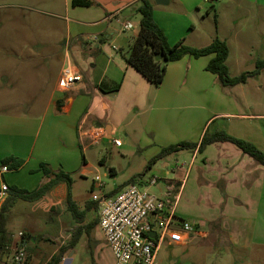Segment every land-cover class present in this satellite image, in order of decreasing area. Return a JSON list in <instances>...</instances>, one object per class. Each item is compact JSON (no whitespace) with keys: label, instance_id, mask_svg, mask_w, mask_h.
<instances>
[{"label":"crops","instance_id":"1","mask_svg":"<svg viewBox=\"0 0 264 264\" xmlns=\"http://www.w3.org/2000/svg\"><path fill=\"white\" fill-rule=\"evenodd\" d=\"M91 1L93 5L90 7L72 5L76 8L74 12L81 28L76 37L72 34L68 36L64 43L65 56H62L61 73L65 66L73 65L81 71L83 81L64 91L58 85L61 74L55 78L45 69L39 74L41 76L31 78V83L25 86L35 87L32 94L10 105L29 108L28 114L0 112V162L11 155L25 160L24 166L15 170L19 175L17 180L9 177L13 172L9 170L0 182L20 189L34 190L48 180L44 172L40 171L42 163L48 164L54 171L80 173L84 180H88L93 173V170L88 169L86 154L93 146L88 136L91 128H104L108 136L118 140H121L119 132L127 130L128 140L133 141V144L122 142V146L116 148L123 149L122 155L131 158L130 167L137 163H149L164 147L184 141L200 142L208 128L211 131L223 130L250 141L264 151V104L261 103V109H258L259 106H252L245 96L247 87H257L258 90L264 88V69L244 84L226 87L217 75L206 69L214 55L201 58L187 56L170 63L163 83L158 87L154 86L127 63L125 56L139 34L141 16L137 13V8L142 0ZM151 1L154 3V18L164 29L172 45L185 39L187 45L200 48L208 45L217 35L229 46L227 65L232 75H236L232 72L234 64L238 67L251 60L256 66L259 60H264V0H216L217 5L213 9L218 23L209 42H202L201 35L193 37L196 25L187 15L194 13L199 19L209 18L210 13L205 17L200 12L211 0H164L168 1L164 5H158L156 0ZM184 12V16L179 14ZM114 15L117 19L113 18ZM119 21H129L135 28L125 31L113 28V24ZM188 25L191 27L189 30ZM84 29L97 31L93 33L83 31ZM90 34L98 35V41L89 40ZM110 37H115L117 41L111 47L112 52L104 49ZM114 46L119 50L114 49ZM254 50L259 51L254 54ZM102 54L106 55V59L101 57ZM73 55L82 59L90 66L89 69H82L74 61ZM99 64L103 68L98 76L94 70ZM119 83V90L114 92H103L99 88L100 85H105L110 91ZM35 109H42L38 116ZM32 110L33 114H29ZM136 121H140L141 127L134 140L132 133L135 131L130 128ZM102 142L110 150L115 147L110 137L103 138L100 143ZM229 144L232 143H215L202 153L194 150L191 163L194 164L195 156L199 155L203 161L202 166L214 171L203 176L204 183L210 187L217 185L218 188L211 189L214 190L211 193L214 197L225 199L224 203L227 205L210 219L213 225L210 231L199 229L195 233L205 239L216 234L217 242L222 241V237L229 246L226 254L229 263L239 264L240 257L236 255L239 248L244 245L249 248H264V214L259 217V209H264V167L239 147ZM81 156L86 166L78 168ZM101 163H105V159ZM164 166L167 167L168 164ZM150 170L156 172V164ZM106 173L113 181V188H104L108 196L115 195L113 191L127 185L134 176L140 175L122 173L112 165ZM74 177L72 175L73 199L80 211H86L84 224H87L92 221L88 222V219L95 211L88 207L93 201L94 193L85 196L79 191L80 188L75 187ZM94 178L90 183L91 192L94 191ZM182 181L185 182V177ZM146 182L148 180L144 177L137 184L143 186ZM165 182V185L176 186L173 179H165ZM67 198L68 186L61 183L45 198L32 203V211L35 214L41 213L40 217L34 219L36 223L40 220V223L49 227L61 221L62 213L68 210ZM68 213L71 215L69 210ZM245 222L250 226L246 239L241 231ZM197 223L205 225L203 221ZM43 236L46 239L55 235L49 228L48 234ZM91 237L92 242L97 245L96 254L93 250L94 264H115L112 251L98 225ZM75 248L65 255L61 264H66L76 254Z\"/></svg>","mask_w":264,"mask_h":264},{"label":"rangeland","instance_id":"2","mask_svg":"<svg viewBox=\"0 0 264 264\" xmlns=\"http://www.w3.org/2000/svg\"><path fill=\"white\" fill-rule=\"evenodd\" d=\"M71 1L0 0L1 113L28 114L29 108L10 106L12 103L31 95L35 89V87L25 86L30 84V81L35 79V77L41 76L39 74L45 69L55 78L61 74L62 56H65L66 52L64 43L70 34L76 37L81 28L74 12L76 8L72 7ZM217 1H208L205 9L200 12V15L205 17L206 14L210 13V17H206L205 20L199 19L198 15L194 13L187 15V18L196 25V32L193 37L201 35L203 38L202 42H209L211 36L216 32L218 21L215 20L216 13L213 6L216 7ZM179 14L184 16L185 12ZM113 26L115 29L122 30L120 23L115 22ZM190 28L188 25L187 30ZM85 30L93 33L97 31L96 29H84L83 31ZM93 36L98 37L95 34L89 35V37ZM215 38H218L217 35L213 37V39ZM113 44H117V41L115 37H110L106 41L104 49L112 52L111 47ZM258 51L254 50L253 52L257 54ZM125 56H127V53ZM101 57L106 59L105 54H102ZM252 57L255 56L252 55ZM73 58L82 69H89L90 66L88 67L82 59L75 55H73ZM102 68V65L99 64L94 72L99 76L102 73ZM255 68V63L247 60L242 66L236 67L234 64L232 72L236 75H232V73L230 75L238 76L244 72L253 71ZM100 71L101 73H99ZM245 91L247 92L245 96L252 103V106H259L258 109H261V103L264 104V88L258 90L257 87H247ZM241 98L243 99V97ZM37 100H40V98ZM41 111L42 109H35L36 116ZM29 114H33V110ZM140 127V121H136L130 128L131 131H135L132 133L134 140L139 134L138 129ZM127 134V130H123L119 132L118 136L122 142L131 145L133 141L128 140L129 136ZM229 145L237 147L234 144ZM123 153L121 148L113 147L111 150L108 149L103 142L90 147L86 154L89 160L88 169L93 170V173L89 175L88 180H84L80 173H72L71 175L75 176V187L80 188L79 191L85 196L87 194L91 195V193L100 195V190L97 187H94V191L91 192V179L100 176L105 183L106 189L113 188L112 177L106 173L111 165L122 171V173L125 172V174H143L147 170V162L137 163L135 166L130 167L131 158L124 157ZM193 153L194 150H182L168 158L159 160L156 163L157 171L149 170L144 176L148 181L153 177L158 178L159 184L155 187H148L146 182L142 187L149 188L150 192L159 195L160 190L166 187L165 179H173L176 185L175 193L180 191L178 217L192 224L203 221L205 225H199L197 230L210 231L211 226H213L210 219L219 214L227 205L224 203L225 199L221 200V198L214 197V194H212L214 190L211 189H217V185L210 187L207 183H204L203 176L205 177L209 173L212 174L214 171L211 168L202 166L203 161L199 155L198 157L195 156L196 162L192 164ZM102 159H105V163H101ZM166 163L168 164L167 167L164 166ZM85 166L81 156V163L78 168ZM9 177H14L17 180L19 175H17L16 171H13L9 174ZM184 177L185 182L182 181ZM182 184L183 187L180 189ZM33 205L30 202L18 201L13 211L11 210L8 222L9 246L6 252L0 256V262L12 263L15 253L20 247L19 243L25 241L24 247L28 253L26 264H30L31 261L32 264H47L58 247L67 246L71 241L78 224L68 213V210L62 213L61 221L48 227L40 223V220L36 223L34 219L40 217L41 213L35 214L32 211ZM246 208L251 210L250 207ZM259 210V217L261 218L264 214V209L260 208ZM97 217L98 210H95L88 222ZM245 223L241 231L246 239L250 226L247 222ZM49 228L54 232L55 236L53 238L46 237L45 239L43 235L48 234ZM21 234H25L26 240ZM196 235L197 233L192 234L191 240L186 246L169 245L168 243L161 245L158 254L159 264H230L226 257L229 252V246L224 243L222 237V241L217 242L215 240L216 234H211L208 239ZM92 239L89 235L82 236V239L76 245V254L66 264H94L93 250L96 254L97 245L92 242ZM236 255L240 257L239 264H264V248L261 247L252 246L249 248L244 245L239 248Z\"/></svg>","mask_w":264,"mask_h":264},{"label":"trees","instance_id":"3","mask_svg":"<svg viewBox=\"0 0 264 264\" xmlns=\"http://www.w3.org/2000/svg\"><path fill=\"white\" fill-rule=\"evenodd\" d=\"M74 7H90L93 5L91 0H73ZM137 13L141 16L139 34L132 41L128 54L126 56L127 63L134 67L144 77H146L154 86H160L166 76L168 66L172 62L180 61L190 56L193 58H201L208 55H214L207 65L206 69L218 76L223 86H236L246 83L250 78L260 74L264 69V60H259L253 71L244 72L238 76H231L227 65L230 49L226 41L215 38L210 44L201 48H194L185 44V39L171 44L168 40L164 29L156 22L154 18V3L151 0H142V4L137 8ZM119 83L108 91L105 85H100L103 92H114L119 90ZM229 142L239 147L245 154L252 157L256 162L264 167V151L259 149L254 143L237 138L223 130L211 131L206 130L200 142L184 141L175 145L164 147L161 152L154 157L147 165V170L140 175L134 176L125 186L136 184L139 179L144 178L146 173L159 160L168 158L172 154L182 150H198L200 153L215 143ZM25 164V160L16 156H8L0 162V171L3 167H7L10 171L21 169ZM40 171L48 178L46 182L38 186L34 190L20 189L17 186H10L9 197L0 210V256L6 252L9 246L8 222L10 212L14 208L16 202L26 201L35 203L45 198L49 193L61 183L68 186V210L73 219L78 224L77 229L73 233L72 239L67 246H62L55 254H53L47 264H61L65 255L76 247L82 236H91L92 231L99 223V217L94 218L91 222L84 224L86 219V211H80L78 205L73 199L72 184L73 178L70 173L59 170L54 171L48 164L42 163ZM125 186H121L113 194L122 190ZM89 209H100L98 201L89 203ZM25 239V234L22 236ZM25 246V241L19 243Z\"/></svg>","mask_w":264,"mask_h":264},{"label":"built area","instance_id":"4","mask_svg":"<svg viewBox=\"0 0 264 264\" xmlns=\"http://www.w3.org/2000/svg\"><path fill=\"white\" fill-rule=\"evenodd\" d=\"M113 18L117 19L116 15ZM119 23L124 31L135 28L129 21ZM89 40L98 41V37H89ZM114 49L119 50L116 46ZM83 79L79 69L67 65L62 70L58 85L61 90L68 91ZM81 129L83 131L82 127ZM88 136L92 145L110 137L115 147L122 146V141L108 136L104 128H91ZM8 171L7 167H3L0 179ZM146 184L148 187H155L159 184V179L153 177ZM94 187L99 188L101 193L93 195V201L100 203L98 226L112 251L115 264H159L161 245L168 243L186 246L199 226L198 223L192 224L178 217L180 191L175 193L176 186L172 184L161 189L159 195L136 183L125 186L113 196H108L104 192L105 183L100 176H96ZM9 189L7 183L0 182V210L9 197ZM151 233H154V236ZM27 258L26 248L20 246L10 264H26Z\"/></svg>","mask_w":264,"mask_h":264},{"label":"water","instance_id":"5","mask_svg":"<svg viewBox=\"0 0 264 264\" xmlns=\"http://www.w3.org/2000/svg\"><path fill=\"white\" fill-rule=\"evenodd\" d=\"M166 2H168V1H164V0H156V3H157L158 5H164ZM151 235L154 236V233H151Z\"/></svg>","mask_w":264,"mask_h":264}]
</instances>
